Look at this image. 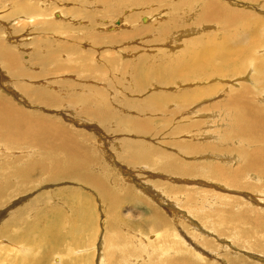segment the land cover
<instances>
[{"label": "rangeland", "instance_id": "obj_1", "mask_svg": "<svg viewBox=\"0 0 264 264\" xmlns=\"http://www.w3.org/2000/svg\"><path fill=\"white\" fill-rule=\"evenodd\" d=\"M166 1L169 3L180 1V3L178 7L174 5L170 11ZM213 1L225 7L224 9L230 13L235 22L227 24L219 18L217 27H214V24L195 26L193 21L199 23L196 17L202 6L201 1L197 0H109L108 3H103L100 0H0V103L9 104L22 114L32 118H42L52 129H61L66 132L77 142L81 153L86 156L80 160L81 163L82 160L88 161L85 173H92L107 190L106 194H109V197L115 201V203H107L93 184L83 183L73 178L50 180L52 163L49 158V150L24 138L7 139L6 131L0 129V146H3V149L0 150V167L5 166L1 169L5 171V174L10 173L12 165L27 166L32 164L40 168L38 175L31 181H26L21 188L18 189V185L1 194L0 226L2 228L5 222L16 219L18 224L16 228L20 229L28 223H33L35 229H38L40 227L39 219L50 218L52 208L60 209L65 221L72 219L75 225L80 226L81 220L76 222L75 216H72V212L65 207L64 198L73 195L75 201L82 204V226L85 224L83 230L73 233V237L76 238L73 248L76 245L84 246L83 250L76 252L77 256L78 254H80L79 256L88 255V251L90 256L88 262H86L88 259L81 257L82 259H75L74 264H84V261L85 264H92V262L93 264H154L149 257L156 256V254L147 252L146 248L147 240L152 238V242H154L155 231L147 230L148 226L145 221L158 217L163 218L166 225L169 224V230L174 233L175 237L178 234L180 240H185V247L190 246V241H192L189 232L186 233V229L201 237L204 235L203 240H208L207 242L212 239L214 243H206L207 246H203L206 249L203 248L205 254L202 255L215 264L222 262L217 259L221 257L216 258L215 256V253L220 250L213 251L216 246L221 243L232 244L234 241L244 243L241 246L242 250H238V252L247 260L249 259V264L250 262L251 264H264V253L261 254L257 249L255 251V248H250L248 243L246 246V242H251L257 232L264 228V224L255 227L252 222L253 218H256L257 221L264 219V205H262L264 204V184L262 185L259 181L261 179L258 178V180L255 175L250 181L252 184L243 182L241 177H238L239 175L236 177L238 180L235 179L236 182L234 179H227L229 170L236 168L237 164L241 165L243 158L240 156V150L244 149L240 146L243 144V140H239V137L234 135L237 132L236 125H234L237 124L234 119V106L228 105L234 98H237L238 101L250 102L251 105H264V0ZM190 3L198 4H195V10L188 13L186 8L191 6ZM57 12L59 15L55 14ZM191 12L195 13L194 20H183V17L191 15ZM88 15L91 16L90 19L93 18L91 22L87 18ZM144 16L148 17L146 22L141 19ZM178 18L182 21L178 20V22ZM239 22L246 24L245 29L250 30L249 34H255L256 39L254 40L257 42V47L252 54L253 60H246V66L242 71L225 75V67L222 65L219 70H214L210 60L207 71L212 70V75L206 79L203 76H201L203 79L199 77L195 80L178 78L175 82V77L168 71L163 72L164 67L176 65L178 54L184 48V41L191 40L193 37L207 32L206 30L216 34L219 40L224 37L230 50L235 43L233 31L235 32V26ZM191 26L198 28V31L181 35L180 31ZM160 29L162 32H159ZM165 30L166 32H163ZM175 36L177 38H174ZM7 54H11L8 56L9 58ZM52 56L56 58L54 59ZM142 61L145 62L143 65L140 64ZM221 61L222 59L218 58V62ZM124 65L127 69L124 68ZM134 66L139 67L137 71L133 70ZM25 69L26 72H24ZM249 69L252 71L254 69L253 73H248ZM158 75L161 76L165 84L161 85L163 81L157 79ZM142 77L146 78L148 82L139 86L138 82ZM243 85L249 91L252 89L251 92H254L257 87L259 88L257 90L260 91L257 94H247L243 90ZM34 87L36 91L33 90ZM228 87H232L231 92ZM195 89L197 93L199 89H202L201 91L206 89L210 93L196 94ZM39 93L41 96L38 95ZM177 93H183L188 98L186 99L183 95L184 97H177V99ZM227 93L231 94L227 95ZM205 95L208 96L205 97ZM228 96L233 99L231 100ZM246 96H248L247 100ZM257 98L259 101H255ZM179 99L181 100L179 101ZM85 101H87L86 104ZM224 104H226L225 107ZM157 106L162 107L161 110ZM145 107L148 108L144 109ZM210 108L215 110L211 111ZM179 110L180 112H178ZM215 112L218 117L213 115ZM138 119L140 122L137 121ZM131 120L139 122L138 126L141 123L140 128L136 126L137 124H132ZM173 128L175 130L178 128V130L174 132ZM199 129L200 132H198ZM211 141L225 142L227 151L232 148L233 150H231L235 152L239 148L235 153L233 152L234 154L231 152L226 154L229 160H232V157L234 159L227 161L228 165L229 163H234V165L228 166V173L225 171L226 175L219 166L217 167L223 172V175L218 171L216 173L215 170L210 173V170H206L208 166L199 168L204 169L199 171L191 169L194 171L193 173L199 172L202 175H192L195 180L202 179L208 182L209 180L204 176L215 177L214 186L208 187L206 184L205 188L201 182L197 185L186 184L190 178L188 175H184L189 174V172H183L184 168L181 170L177 168V173L180 172L179 175L168 170L167 165L170 163L175 166L199 165L201 161L206 163L205 159L207 158L203 157L206 150L222 149L219 146L213 148L214 142ZM199 142L201 143L198 144ZM258 143H250L249 148L244 150L251 151L253 149L252 151H254L255 148L264 147L263 142ZM197 144L200 146L198 147ZM210 145H212L211 148ZM236 146L237 148L234 149L233 147ZM56 152L60 154V151ZM202 157L203 160H200L199 158ZM222 161L224 162V159L220 162ZM221 166L223 167V165ZM188 167L190 168V166ZM206 171L209 173L204 174ZM174 178L177 181L172 180ZM215 185L221 186L215 187ZM195 186L199 193L189 189ZM202 188L209 189V191L202 192L200 191ZM189 190L194 192H190L187 199L184 195ZM166 192L177 198V202L169 198ZM193 193H197V197ZM150 195H153V198L149 197ZM180 196L183 198L180 199ZM192 196L195 197V201L203 199L201 201L203 203L200 205L198 202L190 201ZM190 203L193 204L191 208L193 207L197 213L206 209L215 211L214 213L218 216L225 214L224 210L238 216L246 214L250 221L245 220L247 224L243 228L247 230V233L241 234L236 228H230L228 230L231 234L234 232L239 236L231 235L227 239L210 228L203 229L200 226L202 223L189 213ZM108 204L113 206L109 207ZM73 205L76 203L74 202ZM217 206L218 208H216ZM254 208L259 209L261 214ZM221 210L224 213H221ZM225 215L227 216V214ZM186 223H189L188 228H186ZM239 223L242 224V221ZM2 228L0 227V229ZM12 229L15 230L14 227ZM39 229H45V227L42 226ZM161 229H163L162 226ZM2 231L6 230L2 229ZM106 233L111 236L109 238L111 242L105 244L102 249V238ZM117 233L119 235L116 236ZM1 235L0 233V264H3L1 256L3 254L13 255V258L16 256L26 257V260L23 258V262L20 264H27L28 261L31 264H38L34 260H40L42 264H58L61 259L62 261L69 259L63 244L54 250L49 246V240L41 237V233L27 237V242L30 238L35 237L34 240L28 242L30 248H36V252L33 253L31 250L21 253L16 246L8 242L5 236ZM246 249L248 250L246 251ZM254 251L258 253L256 254ZM43 256L46 257L45 261L42 259ZM127 258L128 260H126ZM14 260L17 263L20 261V259ZM111 261L114 262L111 263Z\"/></svg>", "mask_w": 264, "mask_h": 264}, {"label": "bare ground", "instance_id": "obj_2", "mask_svg": "<svg viewBox=\"0 0 264 264\" xmlns=\"http://www.w3.org/2000/svg\"><path fill=\"white\" fill-rule=\"evenodd\" d=\"M103 3H108L109 0H100ZM154 1V0H153ZM163 1V0H162ZM198 2L201 1L200 3L202 4L201 9L199 10V13L197 15V21H199V23H197L196 21H193L194 25L196 26H201L203 24L205 25H209V24H214L213 26L217 27L218 25V19L221 18L225 23L227 24H231L233 22H235L234 18H231L230 13L227 12L226 9H224L225 7L220 6L219 4H217V2L215 3L213 0H197ZM167 2V1H166ZM143 3V2H142ZM165 4V2H163ZM168 3V7L169 10L171 11L173 6L176 5L177 7L179 6V2L177 3ZM182 3V2H181ZM187 4V3H186ZM191 6L189 8H186L187 12L190 13V11H193L195 4L198 3H190ZM130 5V4H129ZM163 5V4H162ZM185 5V4H184ZM31 6V5H30ZM29 6V8H30ZM181 6V5H180ZM199 6V5H198ZM32 7V6H31ZM28 8V9H29ZM33 8V7H32ZM106 8V7H105ZM197 8V7H196ZM37 10V9H36ZM35 10V11H36ZM107 10V9H106ZM109 10V9H108ZM107 10V11H108ZM185 10V11H186ZM195 10V9H194ZM198 10V9H197ZM32 11V10H31ZM34 11V10H33ZM67 11V10H66ZM26 12V11H25ZM177 13V12H176ZM42 14V13H41ZM40 14V15H41ZM56 15H59L58 12L55 13ZM162 14V13H160ZM186 14V13H185ZM184 14V15H185ZM194 14L191 12V15L188 14L187 16L183 17V20H194ZM87 15V14H86ZM164 15V14H163ZM31 16V15H30ZM166 16V15H165ZM28 17V16H27ZM159 17V16H158ZM36 18V17H35ZM87 18H89V22H91L93 20L90 19L91 16L88 15ZM148 18V17H147ZM146 16L141 17L142 21L146 22L147 20ZM168 18V17H167ZM31 19V18H30ZM181 19V18H180ZM21 20V19H20ZM25 20V19H24ZM162 20V19H161ZM167 20V19H166ZM170 20V19H169ZM179 20V18L177 19V21ZM189 20V21H190ZM165 21V20H164ZM163 21V22H164ZM182 21V20H179ZM178 21V22H179ZM161 22V21H159ZM208 23V24H206ZM169 24V23H168ZM161 25V24H160ZM163 25V23H162ZM166 25V24H165ZM182 25V24H181ZM204 25V26H205ZM173 26V25H172ZM190 27L188 29H180L182 31H180V33H182L181 35H188V34H192V33H196V31H198V28L196 27ZM160 27V26H159ZM163 27V26H162ZM166 27V26H164ZM183 27V26H182ZM206 27V26H205ZM212 27V26H211ZM246 24L244 22H239L236 26H235V32L233 31V35L235 36V43L233 45V47L229 50L228 49V42L226 39H224V37L222 39H217L216 34L214 33H209L208 30H206L207 32H204L203 34H200L196 37H193L191 40L188 41H184V45H183V49H181L180 54H178V60L176 62V65H171L170 67L166 68L164 67L163 72L166 70L168 71V73L170 75H172L173 77H175L174 81L176 82V80H178V78H181V80H188V79H196L199 78L201 76H203V78H209L212 74L211 71L209 69V71H207L209 64H210V60H211V65H213V69L214 70H219V68L223 65L225 67V75H229V74H236L239 71H242L245 66L248 59H250L251 61L253 60L252 54L254 53L256 47H257V42L254 40L256 39L255 34H249L250 30L249 29H245ZM158 28V27H157ZM161 28V27H160ZM170 28V27H168ZM167 28V29H168ZM166 29V30H167ZM161 30V29H160ZM164 30V29H163ZM163 31V32H166ZM179 30V29H178ZM176 30V31H178ZM143 31V30H142ZM158 31V30H157ZM172 31V30H171ZM237 31V33H236ZM159 32H162L159 31ZM173 32V31H172ZM170 33V32H169ZM235 33V34H234ZM92 34V33H91ZM123 34V33H122ZM93 35V34H92ZM95 35V34H94ZM180 35V34H179ZM197 35V34H196ZM115 36V35H114ZM258 36H260L258 34ZM179 37V36H178ZM120 38H123V36H120ZM174 38H177V36H175ZM263 38V37H261ZM115 38L113 37V40ZM172 39V37H171ZM261 40V39H259ZM95 41V39H94ZM263 42V41H261ZM259 46V45H258ZM5 48V47H4ZM3 48V49H4ZM9 53V52H8ZM179 53V52H178ZM1 54V53H0ZM53 54V53H52ZM11 55V54H9ZM7 54V57L9 56ZM16 57V56H15ZM18 57V56H17ZM53 57V56H52ZM67 57V56H66ZM9 58V57H8ZM11 58V57H10ZM19 58V57H18ZM54 59L56 57H53ZM52 58V59H53ZM114 58V57H113ZM218 58H221L222 61L218 62ZM255 58V57H254ZM51 59V58H50ZM112 59V58H111ZM11 60V59H10ZM13 60V59H12ZM259 60V58H258ZM9 61V60H8ZM14 61V60H13ZM10 62V61H9ZM254 62V61H253ZM15 63V62H14ZM145 62L142 61L140 62V64H144ZM250 63V62H249ZM12 65V63H11ZM19 65V64H18ZM17 65V66H18ZM59 65V63H58ZM57 67V66H56ZM248 67V66H247ZM62 68V67H61ZM124 68L127 69V67L124 65ZM139 67L134 66L133 70L137 71ZM257 68V67H256ZM23 69V68H20ZM18 69V70H20ZM59 69V68H57ZM69 69V68H68ZM247 71V69H246ZM251 71V72H250ZM254 71V69H253ZM252 69H249L248 73H253ZM259 71V70H258ZM24 72H26V69L24 70ZM22 71V73H24ZM71 72V71H70ZM256 72V71H255ZM257 73V72H256ZM27 74V73H25ZM28 75V74H27ZM240 76V75H239ZM28 77V76H26ZM47 78V77H46ZM202 78V77H201ZM202 78V79H203ZM255 78V77H252ZM259 78V77H258ZM158 80H162L161 76L158 75L157 76ZM230 80V79H229ZM239 80V79H238ZM242 80V79H241ZM255 80V79H253ZM264 80V79H263ZM49 81V80H48ZM163 81V80H162ZM233 81V80H232ZM258 81V80H257ZM92 82V81H91ZM144 82H148V80L146 78H140V82H138L139 86H143L145 83ZM153 82V81H152ZM155 82V81H154ZM159 82V81H158ZM246 82V81H245ZM249 82V81H248ZM261 82V81H260ZM144 83V84H143ZM160 83V82H159ZM244 84V82H242ZM247 83V82H246ZM246 83L244 85H246ZM251 83V82H250ZM249 83V84H250ZM254 83V82H252ZM251 83V84H252ZM148 84V83H146ZM165 84L164 81L161 83V85ZM234 84V83H233ZM248 84V83H247ZM250 84V87H252V85ZM260 84V83H258ZM91 85V84H90ZM239 85V84H238ZM243 85V88L245 87ZM256 85V84H255ZM17 86V85H16ZM32 86V85H31ZM138 86V85H136ZM236 86V84H235ZM214 87V86H213ZM233 87V86H232ZM232 87L229 88V92L232 91ZM242 87V86H241ZM254 87V86H253ZM37 88V87H36ZM143 88V87H142ZM206 88V87H205ZM224 88V87H223ZM222 88V89H223ZM237 88V87H235ZM239 88V86H238ZM249 88V86H248ZM22 89V87H21ZM38 89V88H37ZM208 90V88H206ZM206 89H203V91H201L202 89H199L198 93L195 89L194 92H196V94H199L201 92H206V94L210 93L207 92ZM241 89V88H239ZM238 89V90H239ZM254 89V88H253ZM257 89H259L257 87ZM255 89L254 92H251V90L249 91L247 88H244L243 90L245 92L248 93H252V94H257V92L259 93V91ZM25 90V89H23ZM32 90V89H30ZM35 90V87L34 89ZM39 91H41V89H38ZM37 90V91H38ZM94 90V89H93ZM227 90V88H226ZM237 90V91H238ZM241 90V91H243ZM36 91V90H35ZM38 91V92H39ZM45 91V90H44ZM192 92V90H189ZM209 91V90H208ZM221 91V90H220ZM240 91V92H241ZM263 91V90H261ZM42 92V91H41ZM225 92V91H224ZM222 92V93H224ZM228 92V91H226ZM33 93V92H32ZM44 93V92H43ZM50 93V92H49ZM97 93V92H96ZM184 93V92H183ZM178 94L177 97H184L185 94ZM34 94L37 95L36 92H34ZM158 94V93H157ZM188 94V93H186ZM190 94V93H189ZM231 94V93H229ZM227 93V95H229ZM234 94V93H233ZM240 94V93H239ZM31 95V94H30ZM39 96L40 93L38 94ZM184 95V96H183ZM191 95H193V93H191ZM190 95V96H191ZM236 96V94H234ZM259 95V94H258ZM22 96V95H21ZM48 96V94H47ZM73 96V95H72ZM71 96V97H72ZM83 96V95H82ZM202 96V94H201ZM208 96V95H207ZM205 95V97H207ZM210 96V95H209ZM250 96V95H249ZM252 96V95H251ZM25 97V96H24ZM33 97V96H32ZM49 97V96H48ZM53 97V96H52ZM51 97V98H52ZM151 97V96H149ZM198 97V96H196ZM230 98V96H228ZM246 96V100H247ZM253 97V96H252ZM258 97V96H256ZM36 98V97H34ZM74 98V97H73ZM152 98V97H151ZM158 98V97H157ZM171 98V96H170ZM186 98V96H185ZM185 98L183 100H185ZM188 98V97H187ZM186 98V99H187ZM221 98V97H220ZM226 98V97H225ZM244 97L242 96V99ZM88 99V98H86ZM98 99V98H97ZM146 99V98H145ZM178 99V98H177ZM231 100L233 98H230ZM235 99V100H234ZM231 103L228 106H234L233 110H234V119L235 122L237 124L235 128H237V132L236 134H233L237 137H239V140H243V144L240 145L241 147H243L244 149H248L250 146V143H257L258 142H263L264 143V105L263 106H256V105H251L250 102L246 103V101H238L237 98H234ZM39 100V99H38ZM37 100V101H38ZM74 100V99H73ZM90 100V99H89ZM154 100V99H153ZM161 100V99H160ZM163 100V99H162ZM161 100V101H162ZM181 99H179L180 101ZM194 100V99H193ZM221 102V99H219ZM224 100V99H223ZM228 100V98H227ZM249 100V99H248ZM259 101V98H257L255 101ZM156 102V100H154ZM255 101H253V103L255 104ZM264 101V100H263ZM261 101V102H263ZM53 102V101H52ZM57 102V101H56ZM62 102V101H61ZM81 102V101H80ZM159 102V101H158ZM157 102V103H158ZM183 102V101H182ZM219 102V101H217ZM223 103L225 101H222ZM29 103V102H28ZM40 103V102H38ZM67 103H69L67 101ZM78 103V102H77ZM82 103V102H81ZM87 103V101H85V104ZM136 103V102H135ZM134 103V104H135ZM181 103V102H180ZM185 103V102H184ZM183 103V105H185ZM226 103V102H225ZM159 104V103H158ZM156 104V105H158ZM227 104V103H226ZM224 104L223 106L225 107ZM261 104V103H260ZM264 104V102H263ZM32 105V104H31ZM136 105V104H135ZM140 105V104H139ZM166 105V104H165ZM214 105V104H213ZM258 105V104H257ZM153 106V105H152ZM182 106V105H181ZM187 106V105H186ZM212 106V105H211ZM217 106V105H216ZM106 107V106H105ZM136 107V106H135ZM154 107V106H153ZM158 107V106H157ZM185 107V106H183ZM209 107V105H208ZM213 107V106H212ZM218 107V106H217ZM222 107V106H221ZM219 107V108H221ZM107 108V107H106ZM148 107H145L144 109H146ZM160 108V107H158ZM162 108V107H161ZM160 108V110H161ZM179 108V107H178ZM202 108V107H201ZM205 108V107H204ZM203 108V109H204ZM216 108V107H215ZM262 108V109H261ZM142 109V108H141ZM180 109V108H179ZM206 109V108H205ZM138 110V109H136ZM156 110V109H155ZM181 110V109H180ZM180 110L178 112H180ZM199 110V109H197ZM201 110V109H200ZM210 110H215V109H211ZM223 110V109H222ZM102 111V110H100ZM139 111V110H138ZM141 111V110H140ZM98 112V111H97ZM153 112V110H152ZM161 112V111H159ZM195 112V110H194ZM139 113V112H138ZM142 113V112H141ZM146 113V112H145ZM217 114V112L213 113V115L215 116ZM101 115V113H100ZM219 115V114H218ZM224 115V114H223ZM217 116V115H216ZM222 116V115H221ZM218 117V116H217ZM225 117V116H224ZM223 118V117H222ZM219 119V118H218ZM146 120V119H145ZM173 120V119H172ZM221 120V118H220ZM136 121V120H135ZM135 121L132 122V124H137L136 126H138V123L140 122L139 119L137 121H139L138 123H136ZM224 121V120H223ZM176 122V121H175ZM174 122V123H175ZM209 122V121H208ZM213 122V121H212ZM222 122V121H220ZM147 123V122H146ZM145 124V123H144ZM214 124V123H213ZM222 124V123H221ZM201 125V124H200ZM133 126V125H132ZM135 126V125H134ZM135 126V127H136ZM141 126V123L140 125ZM138 126V127H139ZM203 126V125H202ZM210 126V125H209ZM227 126V124H226ZM229 126V125H228ZM145 127V126H144ZM212 127V126H211ZM230 127V126H229ZM140 128V127H139ZM205 128V127H204ZM219 128V127H218ZM221 128V126H220ZM219 128V129H220ZM0 129H4L6 131V138L7 139H11V140H17V139H27L30 140L38 145L41 146V148H45L49 150V158L51 160L52 163V172L50 173V180H57L60 178H73L76 179L78 181H81L83 183H89V184H93V186L98 189L100 191V193L104 196L105 200L107 201V203L110 202H114L112 197H109V194L107 193V190L103 187V184L98 181L97 179H95V177L91 174H89V172L85 173V170H87V165L88 161L86 160H82V163L80 162L81 158H83L85 155L81 153V149L78 146L77 142H75L69 135H67L66 132H64L61 129H52L50 127L49 124H47L42 118H32L28 115L22 114L21 112H19L17 110V108L9 105V104H5V103H0ZM141 129H143L141 127ZM174 129V128H173ZM182 129V128H180ZM184 129V128H183ZM206 129V128H205ZM214 129V127H213ZM217 129V128H216ZM222 129V128H221ZM220 129V130H221ZM130 130V129H129ZM128 130V131H129ZM144 130V129H143ZM146 130V129H145ZM178 130V128H177ZM174 129V132L177 131ZM224 130V129H222ZM131 131V130H130ZM189 131V130H188ZM207 131V129H206ZM210 131V130H209ZM213 131V130H212ZM211 131V132H212ZM225 131V130H224ZM229 132L231 131L228 130ZM137 132V131H136ZM145 132V131H144ZM200 132V129L199 131ZM208 132V131H207ZM221 132V131H219ZM140 133V132H139ZM188 133V132H187ZM195 133V132H194ZM205 133V132H203ZM202 133V134H203ZM191 134V133H190ZM229 134V133H228ZM222 135V133H221ZM232 135V134H231ZM204 136V134H203ZM207 136V135H206ZM228 136V135H226ZM236 137V138H237ZM234 138V137H233ZM194 141V140H193ZM209 141V140H208ZM236 142H238L237 140H235ZM206 142V141H205ZM204 142V143H205ZM214 142V141H211ZM193 143V142H192ZM196 143V142H195ZM201 142H199L198 144H200ZM210 143V141H209ZM194 144V143H193ZM192 144V145H193ZM197 144V146H198ZM226 143L223 141H215L214 145H210L213 148H216L215 146H219L222 147V149H211L210 151L206 150L205 154L203 155V157L207 158L205 159L206 163L204 162H199V165H182V166H175L172 165L171 163L167 165L168 170H172V172L176 173L179 175L180 172L177 173V168H179L180 170L184 168L183 172H189V174H184V175H188V177L190 178V180L187 181L186 184H192V185H197L199 182H201V184L205 187L206 184H208V187L214 186V180L216 179L215 177L210 178L209 177H205L207 178L209 181L207 182L206 180H195L193 178V176L196 174L200 175L201 173H193L194 171H192L191 169H198L199 170H204V169H199V168H204V166H208L206 168V170H210L212 173L213 170L217 171L222 174L223 172L219 170V167H221L220 169L224 171V175H226L228 173V166H232L234 165V163H229L227 161H230L226 154H228L229 152L233 153L234 151H232L231 149H229V151H227L226 147L227 145H225ZM238 144V143H236ZM205 145V144H203ZM234 145V144H233ZM261 145V144H260ZM200 146V145H199ZM198 146V147H199ZM254 146V145H253ZM3 146H0V150H2ZM197 147V148H198ZM203 147V146H202ZM208 147V146H207ZM259 147V146H258ZM234 149L237 148L233 147ZM201 149V148H200ZM199 149V150H200ZM203 149V148H202ZM239 149V148H238ZM236 149V150H238ZM242 149V148H241ZM240 150L241 152V158H243L241 161V165L237 164L236 168H232L230 171V173L228 174V178L230 180L234 179V182H236V180H238V178L236 179L237 175H239L238 177H241L242 181L248 184H252L250 181L251 179H253L255 176V178H260L261 180H259L261 182V184H264V147L260 149L259 148H255L256 150L254 151H248V150ZM231 150V151H230ZM235 150V152H236ZM56 151H60V154H58ZM147 151V150H146ZM203 151V150H202ZM197 153V150L195 151ZM201 152V151H200ZM199 152V153H200ZM234 152V153H235ZM239 152V153H240ZM202 153V152H201ZM233 153V154H234ZM236 153V154H239ZM200 155V154H199ZM201 155V156H202ZM86 157V156H85ZM197 157V156H196ZM202 158H199L200 160H203ZM235 157H239V156H235ZM149 158V157H148ZM195 158V156H194ZM86 159V158H85ZM147 159V158H146ZM224 159V162H220L221 160ZM240 159V158H239ZM18 160V159H15ZM232 160L233 157H232ZM231 160V161H232ZM240 162V161H239ZM236 163V162H235ZM205 164V165H204ZM201 165V166H200ZM223 165V167L221 166ZM190 166V168L188 167ZM210 166V168H209ZM5 166L0 167V203L2 202L1 200V194L3 193V191L5 190H9L10 188H14L16 186H18V189L21 188V186L26 182V181H31L32 179H34L38 173H39V166L36 165H32L29 164L27 166H23L22 164L19 165H12V170L10 171V173H4L5 171H2L1 169H3ZM163 169H166L165 167H163ZM227 169V170H226ZM162 170V168H161ZM187 170V171H186ZM197 171V170H196ZM207 171L204 174H208ZM227 171V173L225 172ZM171 172V171H170ZM171 172V173H172ZM192 173V174H190ZM218 173V174H219ZM165 175V174H164ZM175 175V174H173ZM193 175V176H192ZM212 175V174H211ZM215 175V174H214ZM223 175V174H222ZM255 175V176H254ZM162 176V174H161ZM202 176V175H200ZM217 176V175H216ZM167 177V176H166ZM172 177V176H171ZM174 177V176H173ZM179 177V176H176ZM175 177V178H176ZM225 177V176H224ZM172 179L174 181H177L176 179ZM192 178V179H191ZM196 178V177H195ZM200 178V177H199ZM179 179V178H178ZM182 179V178H181ZM225 179V180H227ZM236 179V180H235ZM240 179V178H239ZM14 180V181H13ZM186 180V177H185ZM224 180V183L226 182ZM256 180V179H255ZM254 180V182H256ZM168 181V180H167ZM229 181V180H227ZM207 182V183H205ZM223 182V181H221ZM240 182V181H239ZM253 182V181H252ZM253 182V183H254ZM205 183V184H204ZM212 183V184H210ZM219 183V182H217ZM151 184V183H150ZM200 184V183H199ZM231 184V183H230ZM236 184V183H235ZM224 185V184H223ZM199 186V185H198ZM221 186V185H220ZM218 185H215V187H220ZM230 186V185H229ZM236 186V185H234ZM247 186V184H246ZM224 187V186H222ZM221 187V189H222ZM256 187V186H255ZM254 187V188H255ZM169 188V187H168ZM206 188V187H205ZM225 188V187H224ZM236 188V187H234ZM239 188V187H237ZM252 188V186H251ZM257 188V187H256ZM95 189V190H96ZM191 190L196 191V186L194 188H189ZM198 189V188H197ZM214 189V188H213ZM147 190V189H146ZM151 190V189H150ZM168 190V189H167ZM188 190V189H187ZM250 190V189H249ZM145 191V190H144ZM183 191V190H182ZM181 191V192H182ZM192 191V192H194ZM199 191V189H198ZM200 191L202 192H207L209 191V189H201ZM212 191V190H211ZM231 191V190H230ZM150 192V191H149ZM191 191L189 190L187 194H183L186 198L187 195H189ZM191 192V193H192ZM216 192V191H215ZM169 198H171L172 200H174L175 202H177V198L172 197L170 195H168ZM199 193V192H197ZM196 193V194H197ZM217 193V192H216ZM149 194V193H148ZM151 194V193H150ZM195 196L196 194L193 193ZM192 194V195H193ZM206 194V193H205ZM214 194V192H213ZM212 194V195H213ZM165 195V194H164ZM218 195V194H217ZM224 195V194H221ZM73 196V195H72ZM66 196L64 198L65 203H66V209L70 210L72 213V216H75L74 219H76V222H80L79 220H81L80 222V226H77L73 223L72 219L65 221L63 215H61V211L58 208H52V210L50 211V213H52L50 218H44V219H39V223H40V227H45V229H39L40 227H38V229H35V226H33V223H24L26 224L24 227L22 228H16V226H18V224L16 223V219H12L9 220L8 222L4 223V226L2 228V226H0L2 229H5L6 231H2V229H0V233L2 234L1 236H5L8 239V242L11 243L12 245L16 246L19 251H25V250H31L32 253L36 252V248H30L28 246V242L30 240H34L35 237H32L28 240L27 242V237L30 235H34V234H40L41 233V237H45L47 240H49L48 244L51 248H53L54 250L61 244H63L64 249L68 252V261L64 260L62 261L59 260L58 264H65L68 262V264H74L75 259H82L86 258L88 259L86 262L89 261L90 256H89V251H88V255H81L78 254L77 256V251L78 250H83V247H79L78 245H76L73 248V242L76 239L75 237H73V233L77 232V231H81L83 230L82 228L84 227V225L82 226V210H81V206L82 204H79L75 201V196ZM190 196V195H189ZM226 196V195H225ZM149 197L153 198V195H150ZM197 197V196H196ZM201 197V196H198ZM80 198V197H79ZM78 198V199H79ZM183 197L180 196V199H182ZM190 198V197H189ZM195 197L192 196V199L190 198V201L195 202V203H199L201 205V201H203V199H201L200 201H195L194 199ZM202 198V197H201ZM188 199V198H187ZM200 199V198H199ZM137 200V199H136ZM186 200V199H185ZM184 200V201H185ZM84 201V200H83ZM76 203V205H73V203ZM85 203H87L86 201H84ZM186 202V201H185ZM180 203V202H179ZM188 203V202H187ZM254 203V202H253ZM88 204V203H87ZM198 204V205H199ZM207 204V203H206ZM209 204V203H208ZM262 204V203H261ZM109 207H112V204H108ZM193 204L190 203L189 205V213L194 216V218H196V220H199L202 224H200L201 227L204 228H210L212 231L216 232L217 234L221 235V236H225V238H229L231 235L233 237H238L239 235L236 233H230V228H236L241 234H246L247 230H245L243 228V226L246 223L245 220H249L246 216V214L243 215H237V214H230V211L228 212V210H224L227 214V216L225 214H220L219 216L217 214H215L213 211H207L206 209L203 210L200 213H197L196 210H194V208L192 206ZM210 205V204H209ZM221 205V204H220ZM264 205V204H262ZM85 206V205H84ZM216 206V205H215ZM225 206V205H224ZM259 206V205H258ZM262 207V206H261ZM218 208V206L216 207ZM199 210V209H198ZM202 210V209H201ZM254 210H256L258 213H260V210L257 208H254ZM84 211V210H83ZM151 211V210H150ZM156 211V210H155ZM218 211V210H217ZM140 212V211H139ZM221 213L222 212L221 210ZM261 214V213H260ZM140 215V214H139ZM141 215H143L141 213ZM138 218V217H137ZM3 219V218H2ZM6 219V218H5ZM6 221V220H5ZM31 221V220H30ZM139 221V220H138ZM239 221H242V224L239 223ZM250 221V220H249ZM143 222V221H141ZM148 228L147 230H151V232L155 231V240L154 242H152V238L147 240L148 244H147V248L146 251L147 252H151L156 254V256H150L149 258L152 259L154 264H215L212 261H209V258L204 257L202 254H205L203 252V246H207L206 243H214L212 242V239L210 242H207L208 240H203V236L202 237L194 232L188 231L186 229V233L188 234L189 232V237L191 238L192 241H190V246L188 245L187 247L184 246V244L186 242L180 240L179 235L177 234L176 237L174 236V233L172 231L169 230L168 225H166L165 220H163V218L158 217V218H149V221H145ZM144 222V223H145ZM174 222V221H173ZM252 222L255 224L254 226H259L264 224V219H259L258 221L256 220V218L252 219ZM22 223V220H21ZM43 224V225H41ZM175 224V223H174ZM189 223H186V228H188ZM37 226V225H36ZM143 226V225H142ZM146 226V225H145ZM146 226V227H147ZM161 226L163 227V229H161ZM176 226V225H175ZM217 226V228L215 229V227ZM12 227H14L15 230L12 229ZM190 228V227H189ZM259 228V227H258ZM184 230V229H183ZM191 230V229H190ZM195 230V229H194ZM199 230V229H198ZM208 231V230H207ZM264 228H262L260 230V232H257L256 236H254L253 240L251 242L247 241L246 242V246L247 243L250 245V248L252 247L255 248V251H259V253L263 254L264 253ZM263 232V233H262ZM180 233V232H179ZM83 234V233H82ZM81 234V235H82ZM203 234V233H202ZM212 234V233H211ZM119 235L118 233L116 234V236ZM140 235V234H139ZM207 235V234H206ZM218 235V236H219ZM182 236V235H181ZM215 236V235H214ZM205 237V236H204ZM207 237V236H206ZM209 237V236H208ZM217 237V236H216ZM111 236L109 235V233H106V235L104 234L102 241L103 243L101 244L102 249L104 248L105 244L110 243V239ZM139 238H141L139 236ZM210 238V237H209ZM218 238V237H217ZM207 239V238H206ZM219 239V238H218ZM224 239V238H223ZM235 239V238H234ZM233 239V240H234ZM133 240V239H132ZM188 240V238H187ZM186 240V241H187ZM201 240V241H200ZM203 240V241H202ZM221 240V239H220ZM64 242V243H63ZM143 242V241H142ZM146 243V242H145ZM217 243V242H216ZM134 244V243H133ZM140 244V243H139ZM203 244V245H202ZM208 244V245H209ZM242 244L244 245V243H237L234 241V243L232 242V244L230 243H221L219 245L216 246V248L213 251H219L217 253H215L216 258L219 256L221 258H217L220 259V262L222 260V262L220 264H249L248 260L246 259V257H243L242 255L239 254L238 250H242ZM198 246V247H197ZM231 246V247H229ZM210 247V245H209ZM207 247V248H209ZM76 248V249H75ZM196 248V249H195ZM211 248V247H210ZM209 248V249H210ZM234 248H236V250H234ZM246 248V247H243ZM249 248V247H248ZM101 249V250H102ZM206 249V248H205ZM257 249V250H256ZM140 250V249H139ZM143 250V249H142ZM245 250V249H244ZM248 249H246L247 251ZM87 251V250H86ZM85 251V252H86ZM104 251V250H103ZM254 251V252H255ZM76 255H74L75 253ZM84 252V251H83ZM94 252V251H93ZM92 252V253H93ZM210 252V251H209ZM79 253H81V251H79ZM110 253V251H109ZM108 253V254H109ZM256 253V252H255ZM258 253V252H257ZM256 253V254H257ZM103 252H102V256H103ZM136 254V253H135ZM159 254V255H158ZM214 255V254H213ZM259 255V254H258ZM2 256V261L3 264H20L21 262H23V258L20 256H16L15 258H13V255H1ZM89 256V257H88ZM133 256V255H132ZM261 256V255H259ZM41 257V256H40ZM126 257V256H125ZM155 257V258H154ZM26 258V257H25ZM24 258V259H25ZM39 258V257H38ZM147 258V256H146ZM14 259H20V261L14 262ZM32 259V258H31ZM37 259V258H35ZM43 261H45L46 257L43 256L42 257ZM59 259V258H58ZM100 259V258H99ZM117 259V258H116ZM115 259V260H116ZM251 259V258H250ZM264 259V258H263ZM26 260V259H25ZM34 260V259H33ZM33 260H31V262H33ZM103 260V259H102ZM100 260V261H102ZM120 260V259H118ZM128 260V258L126 259ZM84 261V259H83ZM105 261V259H104ZM131 261V260H130ZM129 261V262H130ZM253 261V260H252ZM256 261V260H255ZM34 262L36 263H41L42 261L40 260H34ZM77 262V261H76ZM92 262V261H91ZM103 262V261H102ZM109 262V261H108ZM114 261H111V263ZM216 262V261H215ZM258 262V261H256ZM83 263V262H81ZM134 263V262H133ZM217 263V262H216ZM260 263V262H259ZM27 264H31L29 261L27 262ZM85 264V261H84ZM93 264V262H92ZM99 264V263H98ZM116 264V263H115ZM130 264V263H129ZM219 264V263H218ZM251 264V262H250ZM263 264V263H260Z\"/></svg>", "mask_w": 264, "mask_h": 264}]
</instances>
